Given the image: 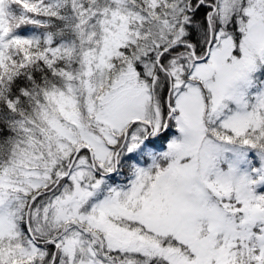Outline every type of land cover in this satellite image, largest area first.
I'll use <instances>...</instances> for the list:
<instances>
[{"label":"snow or ice","instance_id":"1","mask_svg":"<svg viewBox=\"0 0 264 264\" xmlns=\"http://www.w3.org/2000/svg\"><path fill=\"white\" fill-rule=\"evenodd\" d=\"M0 264H264V0H0Z\"/></svg>","mask_w":264,"mask_h":264}]
</instances>
